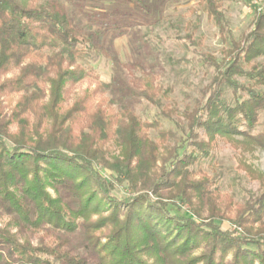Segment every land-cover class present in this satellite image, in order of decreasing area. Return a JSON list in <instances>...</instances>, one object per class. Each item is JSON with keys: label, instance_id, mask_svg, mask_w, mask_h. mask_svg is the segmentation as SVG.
<instances>
[{"label": "trees", "instance_id": "trees-1", "mask_svg": "<svg viewBox=\"0 0 264 264\" xmlns=\"http://www.w3.org/2000/svg\"><path fill=\"white\" fill-rule=\"evenodd\" d=\"M224 1L198 3L226 47L200 55L214 73L185 123L163 113L179 135L106 96L98 48L62 0H0V264H264V173L241 160L260 187L238 198L196 170L220 142L264 150V9L249 1L257 17L237 40ZM142 69L132 94L165 112L173 88Z\"/></svg>", "mask_w": 264, "mask_h": 264}, {"label": "rangeland", "instance_id": "rangeland-1", "mask_svg": "<svg viewBox=\"0 0 264 264\" xmlns=\"http://www.w3.org/2000/svg\"><path fill=\"white\" fill-rule=\"evenodd\" d=\"M140 1L141 4L136 6L127 0H62L75 23L84 29L86 36L92 39L91 43L98 48L95 55L98 80L112 83L116 90L115 96L111 93H106V96L116 101L117 108L122 102L120 98H125L126 103L142 117L158 119L165 128L181 135L174 121L163 113L171 112L169 114L175 119L185 123L184 113L195 108L200 98L199 90L214 73V67L201 62L200 55H212L220 61L226 46L220 39L217 26L198 4L200 0ZM249 1L225 0L221 8L227 30L237 40L253 28L257 17L253 6L264 9V0H251L253 6ZM104 2H109L108 7ZM100 20L106 22L102 24ZM191 22L197 25L194 38L199 42L193 46L185 39ZM142 66L157 76L156 82L162 88H173L169 99L162 100L165 112L146 98L132 94L142 84L138 80L143 75ZM97 84V80L85 81L78 91L94 89ZM263 125L264 113L260 129ZM152 136L158 139L153 130ZM170 142L173 143L172 140ZM214 155L199 164L196 170L206 172L211 178H219L224 193H235L239 198L247 191L259 189L260 181L250 179L239 165L244 160L264 173V150L245 153L242 158L241 153L228 143L220 142ZM117 190L121 195L131 193L124 186H118ZM224 227L234 229L229 222H224Z\"/></svg>", "mask_w": 264, "mask_h": 264}]
</instances>
